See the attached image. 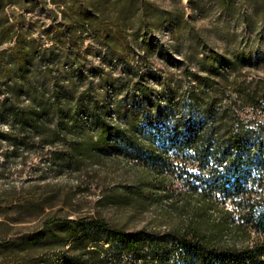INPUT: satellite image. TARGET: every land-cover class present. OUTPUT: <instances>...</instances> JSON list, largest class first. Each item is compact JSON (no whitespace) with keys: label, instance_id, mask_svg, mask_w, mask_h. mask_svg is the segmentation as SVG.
<instances>
[{"label":"rangeland","instance_id":"1","mask_svg":"<svg viewBox=\"0 0 264 264\" xmlns=\"http://www.w3.org/2000/svg\"><path fill=\"white\" fill-rule=\"evenodd\" d=\"M55 1L64 9L53 20L47 10L57 6L51 0H12L13 13L23 14L17 27L24 33L15 38L26 43L29 53L36 50L59 58L57 70L75 71L79 61L93 81L105 118L124 125L132 108L147 104L134 87L137 83L155 101L144 108L146 113L159 108L166 122L172 115L188 113L187 120L209 125L211 119L191 111L195 104L189 91L201 89L194 73L207 79L204 88L212 94L216 115L226 109L225 117L231 120L239 113L243 124L254 130L252 136L264 140V110H254L236 95L239 87L247 85L264 89V0H230L229 6L219 0H139L140 29L132 25L138 23L137 14L123 20L113 12L104 13L98 18L101 37L77 32L75 41L63 42L57 36L58 23L77 22L74 13L90 0ZM115 1L101 0V5L112 8ZM106 31L114 33L109 42ZM7 47V42L0 45ZM35 61L42 79H51L45 70L50 60ZM102 76L106 78L101 80ZM17 108L32 111L34 104L22 95ZM36 118L44 122L39 130H20L17 124L9 128L12 118L0 112V264H69V246L63 244L67 219L98 218L128 231L187 227L194 193L182 188L174 176L160 181L145 168L144 155H136L128 142L119 137L116 146L106 151L95 140L85 142L81 132L55 131L53 114ZM79 121L92 128L88 113L81 114ZM145 124L141 122L140 128ZM77 141L84 142L82 156L72 154L71 143ZM230 206L227 200L226 208ZM217 216V210L205 215L207 220ZM206 219L200 224L205 230ZM42 233L45 239L40 238ZM83 234L91 239L98 236L86 230L76 237ZM30 237L37 238L28 243ZM241 242L225 235L221 244L240 246ZM126 260L120 257L119 264Z\"/></svg>","mask_w":264,"mask_h":264},{"label":"trees","instance_id":"2","mask_svg":"<svg viewBox=\"0 0 264 264\" xmlns=\"http://www.w3.org/2000/svg\"><path fill=\"white\" fill-rule=\"evenodd\" d=\"M51 1L57 7L47 11L54 20L64 5ZM219 1L225 6L230 4V0ZM10 2L12 0H0V45L7 42L9 46L6 50L0 49V91H3L0 112L12 118L9 128L17 124L20 130H39L44 122L36 115L53 114L55 131L65 135L81 132L85 142L95 140L106 151L116 146V139L120 137L136 155H144L145 168L160 181H164L166 175L174 176L182 188L187 187L196 198L191 221L182 230L128 231L98 218H79L74 222L67 219L63 222L68 231L63 244L69 246V264L110 261L119 264L122 256L127 259L123 264H264V140L252 136L254 130L243 124L239 113L235 112L231 120L225 117L226 109L216 115L212 94L204 88L207 79L193 73V80L201 89L192 87L189 98L195 104L192 113L211 119L209 125L187 120L188 113L172 115L167 122L163 121V111L159 108L146 113L144 108L155 101L148 89L137 83L134 87L147 99V104L141 102L132 108L124 125L112 122L98 108L99 95L93 81L78 65L79 61L75 71L57 70L59 58L36 50L29 53L26 43L16 39L24 33L17 27L23 14H14ZM101 4V0H90L89 5L79 6L74 13L78 19L74 24L66 25L65 20H61L56 29L61 42L75 41L77 32L87 33L90 38L101 37L103 27L98 18L104 13L113 12L123 20L137 14L138 23L132 25L141 28L139 0H116L113 9ZM106 32V42H109L114 33ZM43 58L50 60L45 70L51 73V79H42L35 66V60ZM22 95L32 100V111L17 108V99ZM236 95L254 110L259 108V112H263L264 89L247 85L239 87ZM83 113L91 116L92 128L80 123ZM141 122H146L143 129ZM83 143H71L72 154L82 156L86 151ZM9 144L16 147L14 141ZM227 200L230 208H226ZM211 210H217L219 216L207 220L205 215ZM204 219L207 230L200 226ZM86 230L98 236L95 239L86 234L76 237ZM225 235L240 238L241 245L221 244ZM45 236L42 233L40 238L45 239ZM36 238L26 241L32 243ZM71 252L74 255L71 256Z\"/></svg>","mask_w":264,"mask_h":264}]
</instances>
